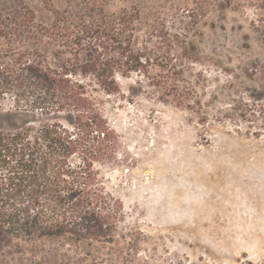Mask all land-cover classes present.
<instances>
[{"label":"rangeland","instance_id":"374dc122","mask_svg":"<svg viewBox=\"0 0 264 264\" xmlns=\"http://www.w3.org/2000/svg\"><path fill=\"white\" fill-rule=\"evenodd\" d=\"M25 2L43 13L39 0ZM104 8L140 10L178 35L168 55L188 99L175 103L135 72L119 77L122 93L102 96L121 142L118 162L102 172L123 205L113 241L53 238L34 252L1 251L0 264H264V0H105ZM43 118L0 102V130Z\"/></svg>","mask_w":264,"mask_h":264},{"label":"trees","instance_id":"16d2710c","mask_svg":"<svg viewBox=\"0 0 264 264\" xmlns=\"http://www.w3.org/2000/svg\"><path fill=\"white\" fill-rule=\"evenodd\" d=\"M8 2L2 13L0 0V102L44 118L0 130V252H34L64 236L112 242L123 205L102 172L118 162L121 142L102 96L120 95L118 78L135 72L185 103L168 55L181 40L140 10L106 12L105 0H39L42 14L25 0ZM181 50L188 55L184 43Z\"/></svg>","mask_w":264,"mask_h":264}]
</instances>
